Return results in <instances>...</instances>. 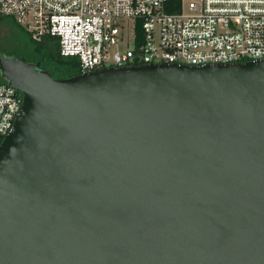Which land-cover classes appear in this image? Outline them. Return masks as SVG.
Here are the masks:
<instances>
[{
  "label": "water",
  "instance_id": "1",
  "mask_svg": "<svg viewBox=\"0 0 264 264\" xmlns=\"http://www.w3.org/2000/svg\"><path fill=\"white\" fill-rule=\"evenodd\" d=\"M0 74V264H264V57Z\"/></svg>",
  "mask_w": 264,
  "mask_h": 264
},
{
  "label": "built area",
  "instance_id": "2",
  "mask_svg": "<svg viewBox=\"0 0 264 264\" xmlns=\"http://www.w3.org/2000/svg\"><path fill=\"white\" fill-rule=\"evenodd\" d=\"M0 16L58 38L80 73L149 62L205 64L264 57V0H0ZM23 94L0 82V143Z\"/></svg>",
  "mask_w": 264,
  "mask_h": 264
},
{
  "label": "trees",
  "instance_id": "3",
  "mask_svg": "<svg viewBox=\"0 0 264 264\" xmlns=\"http://www.w3.org/2000/svg\"><path fill=\"white\" fill-rule=\"evenodd\" d=\"M6 17L8 16H0V21ZM8 18L12 25L26 36V40L24 41V48L21 54H15L12 51H7L4 54L20 56L27 61H38L40 68L46 69L56 78L73 76L80 73L78 57L61 54L56 36L44 34L40 39H35L22 25L16 23L12 18ZM0 82H6V79L1 74Z\"/></svg>",
  "mask_w": 264,
  "mask_h": 264
},
{
  "label": "rangeland",
  "instance_id": "4",
  "mask_svg": "<svg viewBox=\"0 0 264 264\" xmlns=\"http://www.w3.org/2000/svg\"><path fill=\"white\" fill-rule=\"evenodd\" d=\"M26 36L15 28L8 17L0 21V52L21 54Z\"/></svg>",
  "mask_w": 264,
  "mask_h": 264
},
{
  "label": "flooded vegetation",
  "instance_id": "5",
  "mask_svg": "<svg viewBox=\"0 0 264 264\" xmlns=\"http://www.w3.org/2000/svg\"><path fill=\"white\" fill-rule=\"evenodd\" d=\"M30 62H36V61H30Z\"/></svg>",
  "mask_w": 264,
  "mask_h": 264
}]
</instances>
